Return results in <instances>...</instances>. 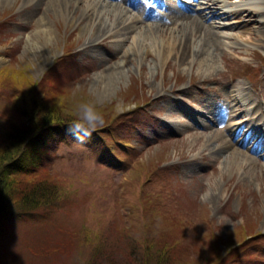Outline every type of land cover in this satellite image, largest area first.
<instances>
[{
  "label": "rangeland",
  "instance_id": "1",
  "mask_svg": "<svg viewBox=\"0 0 264 264\" xmlns=\"http://www.w3.org/2000/svg\"><path fill=\"white\" fill-rule=\"evenodd\" d=\"M93 1L74 14L51 0L0 1V134L17 121L16 103L29 104L35 93L63 117L75 118L76 105L94 103L111 126L108 134L97 133L101 127L83 141L69 136L67 124L57 127L42 155L52 178L35 179H53L59 194L10 209L17 217L0 221V264H217L210 258L216 253L228 256L218 264H264V149L245 139L253 115L231 116L220 128L212 123L225 137L209 144L226 138L227 160L211 154L205 134L188 125L190 116L222 122L229 109L225 93L239 97L241 87L264 123V12L253 16L263 19L261 30L254 23L231 29L220 24L239 18H211L207 6L221 13L213 1L176 0L181 10L187 2L190 10L204 9V20L217 29L243 38L256 33L247 45L224 39L211 63L179 60L171 44L166 51L170 33L150 38L156 41L151 53L132 44L135 32L89 46L93 29H82L85 20L78 18ZM238 2L228 0L226 8ZM251 2L264 10V0ZM41 13L47 31L38 29ZM68 49L80 69L54 74L56 59ZM249 63L255 68L250 76L233 75ZM231 121H244L243 129H221ZM250 234L257 241L240 244Z\"/></svg>",
  "mask_w": 264,
  "mask_h": 264
},
{
  "label": "bare ground",
  "instance_id": "2",
  "mask_svg": "<svg viewBox=\"0 0 264 264\" xmlns=\"http://www.w3.org/2000/svg\"><path fill=\"white\" fill-rule=\"evenodd\" d=\"M3 3H9L11 0H0ZM55 4L69 5V8H73L71 12L73 14L79 9L87 0H51ZM157 6L162 9H166L163 14L153 13L152 9L149 7V0H94L92 4H87L82 9L83 15L78 19L85 20V24L82 29L91 27L93 33L89 39V46L96 47V40L102 38L103 42L107 37L114 35H128V33H134L132 44L147 46V52H152L151 47L156 46V41L153 40L156 35L164 36L166 33L172 35V40L169 45H166V51L168 49H174L175 56L179 60H188L191 58L193 60L202 59L213 60V54L215 51L224 49V39H235V43L240 45H247L251 43V40L256 38V33L249 32L247 38H243L241 35H233L230 32L223 31L219 28L220 26L235 28L245 27L251 23H254V27L258 30L262 29L263 19H254L253 16H262L264 10L260 7L249 6L250 0H239L235 5L226 8V3L228 0H211L213 4L220 6L221 13L218 14L211 10V5L207 6L209 13L212 14L211 18L215 17H225L230 16L233 18H239L231 24H220L219 27L213 23L207 24L204 18L208 15L204 9L201 10H190V3H185L186 7L184 10L177 8L174 0H151ZM50 2V1H49ZM36 5V9L39 8V2H33ZM47 11V9H45ZM72 20V18H70ZM75 19V18H74ZM47 18L44 13L39 15L38 19V29L41 31L48 30ZM37 29V30H38ZM114 31V33H111ZM109 33V34H107ZM111 33V34H110ZM30 37V36H29ZM151 38V39H150ZM126 39V37H125ZM100 40V44H103ZM172 45V48L170 47ZM36 45H39L36 42ZM151 46V47H150ZM160 50V49H158ZM164 51V49H163ZM165 52V51H164ZM0 57V61H1ZM43 66V65H41ZM245 88H240V96H236L233 92L227 91L225 93V101L229 109L227 110L224 119L217 121L215 123L211 121V124L207 123L201 117H192L191 127L193 131L201 129L204 133L206 140L205 144H209L210 141L218 135H223L225 133L218 129L224 123L228 121V118H234L235 116H242L246 112L252 114L251 120L248 124L247 130V140L250 138H255L257 136L263 135L264 130H261L263 124L261 119L256 116L259 111V106L250 104V95L245 92ZM243 107V109H242ZM206 108L211 114H214L206 105ZM200 114V113H199ZM245 121V120H244ZM243 121V122H244ZM242 123H233L232 121L227 123L224 131H241ZM217 125L218 128H213V124ZM257 123V125H256ZM236 124L238 126L236 127ZM179 130V128H174ZM206 131V132H205ZM226 131V132H227ZM264 136V135H263ZM226 142V138H223ZM264 140V139H263ZM223 141L221 144H209V149L211 154H217L219 157H224V159L229 158L228 149L226 142ZM262 141V140H261ZM258 147L261 144L258 142ZM213 200L216 198L215 194L210 195Z\"/></svg>",
  "mask_w": 264,
  "mask_h": 264
},
{
  "label": "trees",
  "instance_id": "3",
  "mask_svg": "<svg viewBox=\"0 0 264 264\" xmlns=\"http://www.w3.org/2000/svg\"><path fill=\"white\" fill-rule=\"evenodd\" d=\"M60 61L54 74L70 75L72 73L71 63L66 59ZM52 84L57 83L52 82ZM36 85L44 88L41 81ZM16 104H18L19 111L17 121L6 123L7 129L0 134V221L2 222L10 218L11 211L8 209L14 206L47 203L59 194H56L54 190L57 182L53 179L48 180L50 184L42 182L40 178L36 182V179L45 174L49 175V177L46 175L47 178H52L47 164L43 163L42 155L50 149L47 140L54 134V126L71 123L75 119L74 117H63L56 110L51 109L50 103L40 93L38 96L35 93L29 104H25L24 101H18ZM15 214L16 211L12 210V217ZM249 236L254 238L255 235L250 234ZM249 240V237L245 238L240 244L245 245L249 243ZM213 256L215 257L210 258L219 259L218 263L228 258L223 255L219 258L218 253ZM122 263L131 264V261L125 260ZM109 264L118 263L111 261Z\"/></svg>",
  "mask_w": 264,
  "mask_h": 264
},
{
  "label": "clouds",
  "instance_id": "4",
  "mask_svg": "<svg viewBox=\"0 0 264 264\" xmlns=\"http://www.w3.org/2000/svg\"><path fill=\"white\" fill-rule=\"evenodd\" d=\"M104 126V117L91 102L80 103L75 108V119L68 124V131L77 140L83 141L92 132Z\"/></svg>",
  "mask_w": 264,
  "mask_h": 264
}]
</instances>
